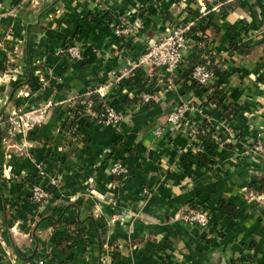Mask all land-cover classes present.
<instances>
[{"label": "crops", "instance_id": "0c3cea01", "mask_svg": "<svg viewBox=\"0 0 264 264\" xmlns=\"http://www.w3.org/2000/svg\"><path fill=\"white\" fill-rule=\"evenodd\" d=\"M2 2L0 71L8 67L14 82L0 86V264L39 257L47 264H264V193L251 188L264 175V156L250 152L264 126V0L207 2L221 7L204 18L210 28L184 54L172 93L161 71L122 76L197 17V0ZM117 27L133 31L118 36ZM74 43L81 60L62 53ZM201 54L200 62L212 61L222 73L210 84L216 92L210 124L202 130V123L195 138L157 139L153 132L175 103L199 98L208 110L203 90L187 83L188 60ZM108 83L115 84L108 102L128 117L106 129L82 119L74 139L75 100ZM146 93L155 101L138 107ZM47 104L40 126L8 136L1 122L11 113ZM116 160L131 176L117 181L111 196ZM39 166L63 180L45 204L30 198ZM222 202L237 209L235 217L219 211ZM198 205L210 215L206 230L183 220Z\"/></svg>", "mask_w": 264, "mask_h": 264}, {"label": "built area", "instance_id": "2783aa9c", "mask_svg": "<svg viewBox=\"0 0 264 264\" xmlns=\"http://www.w3.org/2000/svg\"><path fill=\"white\" fill-rule=\"evenodd\" d=\"M208 1L209 0H197V17L188 24L179 25L174 28L170 34L166 35L158 44L144 53L136 62L132 63L131 67L122 77H136L139 72L143 71L147 73V69L148 71L158 70L164 74L167 80V82H164V78L161 81L165 90L170 93L176 92L178 85L175 79L178 77L180 67L184 60V54L192 51L203 37L201 31L192 33V29L196 27L200 20L217 12L221 7V5L207 4ZM5 14L4 4L2 0H0V19L3 18ZM132 31V29L125 30L122 27H117L115 33L118 36H122L129 35ZM62 53L67 54L72 60L82 59V52L76 43L67 46ZM9 72L10 69L8 67L0 71V86L6 82H14V78L8 77ZM217 82L219 81L217 80L214 69L211 68V61L207 60L205 64L195 67L187 83H195L203 90V100L208 105V110L200 108L203 104L202 99L191 98L188 100H181L175 103L167 112L166 123L164 126L154 130V136L160 139L166 134H187L190 138H195L199 131L201 132L200 125H202V123L210 124V120L213 116L211 113L216 109V104L214 102H209V98L213 95L215 90L210 88V84L213 83L216 86ZM114 85V83H108L75 100V106H78L80 110L81 119L88 118L87 120L90 119L94 121L98 126L114 128L118 127V125L128 117V112L116 110L108 102L109 92ZM154 101V95L146 93L142 96L138 107L151 104ZM50 106L51 104L43 105L31 112H13L4 119L1 124L7 126V133L10 137L19 134H29L44 122L46 111ZM259 137L258 140L261 142L262 138L264 139V126L262 127ZM260 142L255 144L250 151L253 155L258 156V154H261V156H264V149ZM197 152L200 153L203 151H201L200 148L197 149ZM249 155L250 153H244V156ZM255 157L256 156H254V158ZM109 172L113 180L108 185V188L109 193L113 194V190L117 189L116 182L127 181L131 176V170L124 161L116 160L110 165ZM38 178L39 182L33 185L30 198L31 201L37 204H45L53 197L52 192H50L48 188L60 189L62 186V178L50 174L43 166H39L38 168ZM183 220L186 224L197 226L202 230L208 229L211 222L209 213L202 209L190 211L184 216ZM26 264H47V261L44 257H39Z\"/></svg>", "mask_w": 264, "mask_h": 264}, {"label": "trees", "instance_id": "16d2710c", "mask_svg": "<svg viewBox=\"0 0 264 264\" xmlns=\"http://www.w3.org/2000/svg\"><path fill=\"white\" fill-rule=\"evenodd\" d=\"M191 1L196 2V0H191ZM205 23H206V19L200 20L197 23L196 27H194L191 32L194 33L196 31H201L202 33H204L208 28H210V25L209 24L207 25ZM200 40H199V42H200ZM233 47H235V45H233ZM201 58H202V54L198 55L196 57H190L189 58L188 64H187V66H188L187 73L188 74L192 73L193 70L195 69V67H197L198 65H203L206 63V60L203 62H200ZM211 63H212V61H211ZM211 68L214 69L217 76H219V77L222 76V73H220L218 70H216V67H214L213 64L211 65ZM198 88H200L199 85L193 83V89H198ZM209 102H216V92L215 91H214L213 95L209 98ZM81 122L83 123V120L80 117V110H79L78 106H75L73 114H72V121H71V134L73 135L72 137L74 139L79 137L80 134H82L81 130H80V127L82 124ZM206 126L207 125L204 124V127H202V130H205ZM258 185H259V187H258ZM251 188L255 193H257V194L262 193L263 194L264 193V175L260 176L258 179V182L255 184H252ZM48 189H49V191H51L53 188L51 189V187H49ZM219 211L222 214L228 215L231 218L235 217L237 214V209L232 205L226 204L225 202L221 203ZM76 235H78V234L74 231L73 234H71L72 239H74L76 237ZM62 245H63V242H62Z\"/></svg>", "mask_w": 264, "mask_h": 264}, {"label": "rangeland", "instance_id": "374dc122", "mask_svg": "<svg viewBox=\"0 0 264 264\" xmlns=\"http://www.w3.org/2000/svg\"><path fill=\"white\" fill-rule=\"evenodd\" d=\"M64 55H67V54H65L64 53ZM139 104H140V102H139ZM142 105V104H141ZM145 105H149V104H145ZM86 119H88V118H86ZM120 125V124H119ZM118 125V126H119ZM100 128H102V129H106V128H109V127H106V128H104V127H101V126H99ZM114 128H117V127H114ZM219 138V137H218ZM216 139V140H214L218 145H223L224 144V142L226 141V139H224V137H221V138H219V139ZM251 151V150H250ZM247 157V156H246ZM112 164V163H111ZM49 172V171H48ZM50 173V172H49ZM50 174H53V173H50ZM53 175H56V176H58V177H61L60 175H58V174H53ZM62 178V177H61ZM130 178V177H129ZM62 182H63V180H62ZM118 183H121V184H123L124 182L123 181H119ZM62 185V184H61ZM52 189V188H51ZM49 190V189H48ZM50 192H52V191H50ZM252 192H253V195L255 194V195H257L253 190H252ZM146 194H147V192H146ZM111 196H115L114 195V193L113 194H110ZM52 199H53V197H52ZM200 209H202V210H205V211H207L208 212V210L207 209H205L204 207H202L201 205H198V206H196V207H192L191 209H189V211H187L185 214H184V216L186 215V214H188L190 211H192V210H200ZM184 216H183V218H184Z\"/></svg>", "mask_w": 264, "mask_h": 264}]
</instances>
